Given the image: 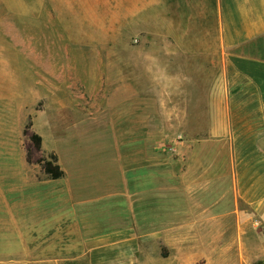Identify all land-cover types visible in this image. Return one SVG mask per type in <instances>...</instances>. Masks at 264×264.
Listing matches in <instances>:
<instances>
[{
	"label": "rangeland",
	"instance_id": "obj_1",
	"mask_svg": "<svg viewBox=\"0 0 264 264\" xmlns=\"http://www.w3.org/2000/svg\"><path fill=\"white\" fill-rule=\"evenodd\" d=\"M159 11L157 0H0V264H73L83 237L129 228L139 236L124 208L126 158L143 152L142 140L156 157L207 136L171 129L177 116L154 106L146 130L140 115L124 114L129 84L150 83L141 49L156 46ZM129 58L137 61L125 71ZM195 126L207 123L196 116ZM45 162L64 177L51 179ZM160 255L163 244H148L151 264H170ZM247 255L193 264H264Z\"/></svg>",
	"mask_w": 264,
	"mask_h": 264
},
{
	"label": "crops",
	"instance_id": "obj_2",
	"mask_svg": "<svg viewBox=\"0 0 264 264\" xmlns=\"http://www.w3.org/2000/svg\"><path fill=\"white\" fill-rule=\"evenodd\" d=\"M157 2V43L140 60L153 79L139 91L126 82L124 114L140 115L146 130L154 106L177 116L171 129L208 133L171 156H149L142 140L143 152L122 168L125 213L138 219L139 236L129 228L83 237L70 263L151 264L150 243L164 245L159 257L170 264L243 253L264 263V0ZM125 61L128 71L137 60ZM196 116L207 126H195Z\"/></svg>",
	"mask_w": 264,
	"mask_h": 264
},
{
	"label": "trees",
	"instance_id": "obj_3",
	"mask_svg": "<svg viewBox=\"0 0 264 264\" xmlns=\"http://www.w3.org/2000/svg\"><path fill=\"white\" fill-rule=\"evenodd\" d=\"M32 139L35 141L37 147H40L41 144V137L38 135H33ZM56 161V156H54ZM43 170L45 174H47L51 179L58 180L64 177L65 172L61 169L59 165H53L52 162H45L43 163Z\"/></svg>",
	"mask_w": 264,
	"mask_h": 264
}]
</instances>
